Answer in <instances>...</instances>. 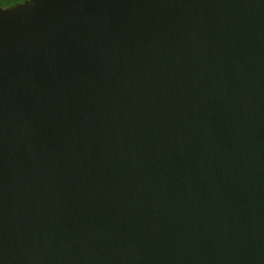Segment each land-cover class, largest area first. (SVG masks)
I'll return each instance as SVG.
<instances>
[{
  "label": "water",
  "instance_id": "water-1",
  "mask_svg": "<svg viewBox=\"0 0 264 264\" xmlns=\"http://www.w3.org/2000/svg\"><path fill=\"white\" fill-rule=\"evenodd\" d=\"M0 264H264V0L0 7Z\"/></svg>",
  "mask_w": 264,
  "mask_h": 264
},
{
  "label": "trees",
  "instance_id": "trees-1",
  "mask_svg": "<svg viewBox=\"0 0 264 264\" xmlns=\"http://www.w3.org/2000/svg\"><path fill=\"white\" fill-rule=\"evenodd\" d=\"M19 0H0V7L10 6Z\"/></svg>",
  "mask_w": 264,
  "mask_h": 264
},
{
  "label": "flooded vegetation",
  "instance_id": "flooded-vegetation-1",
  "mask_svg": "<svg viewBox=\"0 0 264 264\" xmlns=\"http://www.w3.org/2000/svg\"><path fill=\"white\" fill-rule=\"evenodd\" d=\"M24 1H26V0H19V1L15 2L14 4H11L10 6H13V5L17 4V3L24 2ZM10 6H6V7H10Z\"/></svg>",
  "mask_w": 264,
  "mask_h": 264
}]
</instances>
